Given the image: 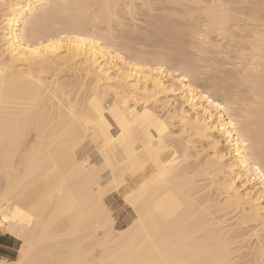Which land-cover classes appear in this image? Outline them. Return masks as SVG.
Instances as JSON below:
<instances>
[{
	"label": "bare ground",
	"instance_id": "bare-ground-1",
	"mask_svg": "<svg viewBox=\"0 0 264 264\" xmlns=\"http://www.w3.org/2000/svg\"><path fill=\"white\" fill-rule=\"evenodd\" d=\"M0 232V264H264V0H0Z\"/></svg>",
	"mask_w": 264,
	"mask_h": 264
},
{
	"label": "crops",
	"instance_id": "crops-1",
	"mask_svg": "<svg viewBox=\"0 0 264 264\" xmlns=\"http://www.w3.org/2000/svg\"><path fill=\"white\" fill-rule=\"evenodd\" d=\"M119 210L121 216L125 215V211H123L121 207ZM15 243L16 240L12 236L0 232V252H4L5 255L11 256L16 248Z\"/></svg>",
	"mask_w": 264,
	"mask_h": 264
},
{
	"label": "rangeland",
	"instance_id": "rangeland-1",
	"mask_svg": "<svg viewBox=\"0 0 264 264\" xmlns=\"http://www.w3.org/2000/svg\"><path fill=\"white\" fill-rule=\"evenodd\" d=\"M118 200H119V201H118V202H119V206H121V205H122V201H121L122 199L119 198ZM125 216H126V213H125V215L120 216V218H121V219H124ZM19 246H20L19 242L16 241V243H15V247H16V248H15V251L13 252V254H12L11 256H7V255H5L4 252H0V257H5V258H9V259H15V258H16V255H17L16 252H17V250H18L17 248H18Z\"/></svg>",
	"mask_w": 264,
	"mask_h": 264
}]
</instances>
